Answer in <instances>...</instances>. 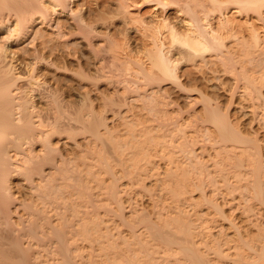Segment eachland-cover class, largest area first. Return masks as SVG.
I'll return each mask as SVG.
<instances>
[{"label": "bare ground", "instance_id": "bare-ground-1", "mask_svg": "<svg viewBox=\"0 0 264 264\" xmlns=\"http://www.w3.org/2000/svg\"><path fill=\"white\" fill-rule=\"evenodd\" d=\"M152 1L155 3L154 8L156 10L161 9L163 12L166 13L163 21L164 22L163 26L167 29L169 33L168 37H166L164 32H162L161 30L162 26L158 27L157 25L154 24L150 25L149 22H145L146 20H144L145 17L143 18L142 16L143 14L140 15V7L142 6L143 3H139L135 0H100L97 3L99 5L97 9L91 8L87 4V1L85 0V2H81L83 8L81 7V9L79 10L73 8L72 3H75V0H0V255L1 254L4 256L7 255V257L8 256L19 257L22 260H18V262L22 261L21 263L25 264L27 263V261L26 262L23 261L24 260L23 256L25 255L24 248L28 247L27 245L28 243L30 244L34 242L33 244L36 243L37 247L39 246L38 248H40V250H44L43 252L45 253L47 252L46 254L59 255V256L55 255V257H58V260H56L58 264H82V260H78L81 261L80 263L76 259L78 254L82 253L79 250L80 248L79 243L81 241L80 240L81 238L84 239L83 237H88L89 239L93 238L95 239V241L101 243L107 242L106 245L107 248H105L104 246L105 253H103L104 256L107 255V257L105 256L107 258L105 259L107 260L105 262L106 264H257V262H255L256 261L255 259H254L255 261H253V257H256L257 259V256H258L257 260L259 261V256L261 254H259L258 251H256V244H255L256 242L255 243L253 242L252 244L250 240L247 241L245 239L243 240L240 239L242 240L241 242L242 247L244 244L245 248L247 247L248 248L247 250L250 252L249 253H247L248 251H245L246 253L242 252L241 249L242 247H240L239 244L238 247H236V248L240 247L236 255L230 254L231 252H229L228 254L223 253L224 247H222V249L220 247L223 246L220 244L224 242L223 238L220 241L216 238L217 239L215 240L217 241L216 243L212 242L213 240L212 241L210 240L212 242L211 245L208 244L209 243L208 239H206L208 243L206 241L205 243L203 240L206 246L204 245L202 247L201 245L200 247L199 245L202 243L196 241L197 239L196 237H194V233H192L194 232L192 231L191 228L192 225L189 224L190 223L189 221L185 220L187 219L184 218L186 216H184V213L183 215H181L182 211L180 212L179 209H178L179 212L176 211L175 213H173L175 211L174 210L173 212L170 211L169 214H167V212L165 211L167 215L163 213L164 210L160 209L161 211L160 210L158 211L156 209L157 212L155 213H157L156 214L157 218L155 217L156 218L155 220L152 218V216H148L147 214L142 213V214H138V216L135 217L137 218V220L134 219L133 221L132 219L130 221L129 219L122 217L124 216L123 213L119 212L118 215L122 217L124 224L128 226V228L131 230L130 232H132L131 235L133 236V238H131L133 240L131 239L128 240L129 237L125 238V240L122 238L121 241L122 240L124 241V245L122 244L123 242L119 243L118 241L120 239L117 238L118 239L117 240L114 237L115 234L112 233L110 229H108L107 231L102 229L103 218L100 219L98 215L99 212H96L95 207H98V205L95 202V198H93L94 195L92 194L93 192L91 193L89 190L90 188H92V186L89 184L90 188L88 189L89 185L88 183L85 182L87 180H85L84 179L85 177H83L84 167L82 166L86 167L87 164L88 167L90 166L93 167L94 165L93 163H97L98 160H100L98 161L99 164L100 163L103 165L105 164V166L102 167V169L107 171V173L113 171L112 168L110 167V163H109L110 161L108 162L106 159L107 158L106 154L108 150H110V148L107 150L108 145L104 144L107 140L103 139L102 134L100 133L101 126H107L106 119L104 121L102 116L101 118L96 117V115L94 116L93 114L95 112L92 114L91 113L92 109L90 110L91 112L89 110H87V112L86 111L84 112V110L82 109H84L85 106L82 107L84 103L82 102L83 104H81L80 100L74 103L72 101H71L72 103H70L69 101L67 102V100L65 101L64 100L65 98L61 97L60 96L61 94H59L60 87L58 88L55 86H48L47 88L45 87L46 89L42 92L43 89H41L40 86L39 88L41 90L40 89L39 90L43 94H41V92L37 90V87L41 83L38 78H40L39 70L42 69V67H46L50 70H54L55 72L62 71V69L64 71L67 69L66 71H68V67H67L68 64L67 65L65 64L66 61L64 62L63 65L59 63L60 59L58 62L57 55L60 52L57 51L58 53H56V50L62 51L64 60H67V56H68V54H65L67 50L66 48L71 49V51L74 50L75 51L74 54H76L77 49L75 48L77 44L74 43L76 42V40L73 41L72 39L73 42L70 40L71 36L75 34L74 33L75 31H76L75 35H77V33L78 35L82 33V35H84V37L86 38L84 39L86 41L88 40L89 41L88 43H90L91 47H93V45H96L94 44L95 42L94 43L92 42L93 41L92 39H94L95 37L94 34L96 35V31H99V29L102 28H108L109 30L113 28L115 29L117 28L115 21H111L113 20L112 18L109 21L108 19L107 20L105 19L106 17L102 16L103 13H111L112 17L113 15L116 16V19L117 17L122 18L123 22L127 25L126 28L124 26L126 31H129L131 28H134L132 26H128V24L131 23L132 21H138V23H142L141 27H137V30L142 31V33L144 34V38L146 36L147 38L145 39H148L151 45L150 47H147L146 59H137V58L129 59L130 63L128 67L132 66L130 64L133 63L137 67L128 68L130 70L128 71L129 73L126 74H128L127 76L129 77L124 78L126 82L127 81L129 82L127 83L128 85L126 84L128 87L125 86L127 90H129L127 92L129 93L135 92V94L137 93L139 99L141 97L144 100L145 106L149 111H152V113L154 112L157 116L159 112H162L163 107L160 106L161 104L159 100H162L163 99L162 97L163 96L165 97L166 95V90H164L166 87L163 88L164 84L172 83V85L174 84V86H176L178 89H182L181 91H183V89L184 90L187 89L185 85L186 83L189 82L185 83L183 80L184 79L183 76L186 75L187 73L183 72L184 74L182 73L180 74L179 71L180 70L179 67L183 64V62L186 63L191 61V64H194V66L196 65L200 69L202 67L206 68L210 64H214L215 66H217L216 64H221L224 68V69L221 68L222 71H224V73H228V74L231 73L232 75L234 74L237 77V78L235 77L237 82L240 83L242 82L241 84H243L244 87V95L247 98V100L250 101V102L247 101L248 103H250L248 107L254 112L253 114L256 113V115L257 114L261 115V117L257 116V118L259 117L262 120L264 127V39L262 37L263 35L261 34L262 36H260V30L256 26V24L253 21H249L250 19L248 20L246 18L247 23L245 25L246 26L248 25L247 27H249L248 29H250V35L246 36L243 33L244 29L242 30L244 25L241 24L239 25V22L237 24L235 22L236 21L235 18H233L232 17L233 15L231 14V13L236 14L237 17L241 15L243 17L245 15L246 17H250V18H252L251 16L254 15L256 19L260 21V23L262 24L261 27L263 28L264 31V0H152ZM170 10H173L171 12L176 13L177 16L180 15L179 22L181 21L182 24H184L183 25L184 27L178 22L172 21L171 18L172 16H170L169 14L171 13L169 12ZM95 12L99 14V17L92 19L91 14L93 13L95 14ZM60 13L62 15L67 14L71 17L70 22H72L74 25V28L71 26L73 30H75L74 32L72 30L68 31L69 28L67 30L65 22H62V20L60 19L58 20L56 18L57 17L56 15ZM236 15L234 16L236 17ZM153 22L155 21L153 20ZM41 25L43 26L45 25L48 29L51 30L50 31L51 33H45L43 29H40ZM91 34L93 36H91ZM110 34L112 35V33ZM167 38H169V42H167L168 41ZM229 38L231 39V41L232 40L233 41L232 42H230V40L228 41ZM25 41L29 42L30 48L28 49L24 48L26 49L24 51L25 53L23 52L24 57H22L21 54L20 57L17 56V53L16 55H14L15 52L14 53L10 52L9 48L12 43L19 44L20 42H25ZM110 41L112 43V40ZM229 42L230 44H228ZM113 44L115 43L113 42ZM94 50L97 49L95 48ZM100 50L98 49L96 51L97 55ZM79 54L76 55L78 56ZM71 56H69V58ZM77 56L75 57L76 60H77ZM59 58L62 59L61 56ZM80 60L81 59L77 60V62L83 68ZM209 69H210V73L211 71L213 72L214 78L219 79V75L217 73V70H219L218 67L217 69L215 67L214 68L211 67ZM75 70L74 73L79 74L75 72ZM72 72L73 71H71L70 73ZM81 73L82 71L80 72V75ZM80 75H75V76H79L80 78H82V75L81 76ZM84 77L86 76L84 75L83 78ZM237 82H236V86H239ZM195 84L197 85V83ZM201 91L202 90H200V93H202ZM37 92L38 94H40L39 96L46 99L45 105L47 103L46 105L47 108L46 106H44L46 108V109L44 108V110L40 109L41 107L39 105H36L38 103H36L35 101L36 98L34 97L37 94ZM37 96L38 95H36V97ZM202 96H205L204 93L202 94ZM207 100L208 101L205 100L204 102L205 113L210 115V116L208 115L210 121L212 120L213 122L217 123L216 128H218L219 136H220L219 137L220 139L217 140L219 145H221L219 147L222 148L223 145L225 148L227 143L230 142L233 143V145L235 144V146L237 145V148H239L238 146H240V148L243 146L242 149L244 150H241L243 152V155H245L244 152L247 150V153L245 152L247 154L246 157L236 155L235 161L231 164L233 165V167L236 169L237 172H239L238 170L242 171L243 167H245V169L248 172L249 171H251V173L253 172V175L249 174L252 176L251 177L252 180H250V182L248 183L246 181L245 182L243 181L245 184L247 183L246 185L244 184L245 187L247 188L246 190L245 187L243 188L240 187L243 183L242 181H240L242 182L241 184L238 183L239 185L236 183L238 185L237 188L238 189L239 187L242 188V192L244 193L245 191L250 190L249 187H252L256 194L254 195V197L257 196L258 198H260V200L263 202L262 204H264V156H263L264 151L262 150V145L258 141H255L253 139H251L250 141V138L248 139L246 137L247 138L246 139L244 138L245 136L242 137L240 135L242 133L238 132L237 129H234V127L232 128L231 124L230 125L228 124L230 122H228L227 119H226L227 121L224 119L226 115L223 118L219 116L218 111L220 107H216L215 104L212 105L211 98L210 101L208 98ZM109 104L112 105V102H109ZM37 106H39L40 108ZM90 108L91 107L89 106V109ZM223 113H227V112L224 111ZM106 130L108 131V129ZM83 132H85V134L87 132L89 135H92L91 137H88L89 135L86 134V136L88 137L86 143L88 145L87 146L88 148H86V146L84 148V145H82L83 141L82 142L80 141L82 143L81 144L77 140V137H79L80 135L82 136V134H84ZM56 137L65 138L66 140V141L64 140L65 142L73 141L71 142L74 143L72 145H74L75 148L78 149V152L83 153L84 157L82 156V154H80L82 157H79L78 156L79 154L77 152H76V154H78L77 156L74 155L72 157L71 155V157H69L70 156L69 154L68 157L65 156L64 152H62V149H59V145H56L55 142H53L55 140L54 138ZM151 137L152 140L155 139V137L153 136ZM99 140L101 141L103 140L104 142V143L102 142L103 144L102 146L99 145L101 148H99L98 146ZM183 143L177 144V146L180 147L181 150L188 153L193 151L194 148L190 149L188 146H185ZM215 143H217V141ZM91 145L95 146V148L93 146L92 154H91V149H89L90 147L92 148ZM111 145L110 147H112ZM74 146L72 147L74 148ZM97 146L100 150V153L99 150L96 149ZM123 146L121 144L120 149ZM185 147H188L189 149ZM227 149L229 151L231 150L229 148ZM96 150H97L96 155L97 156L99 154L100 155L98 156L99 158H97L98 160L95 157V160H93L92 163L90 162L91 161L90 159H87V157L88 155L91 154L90 156L93 159L94 158L93 155ZM137 150H139V148ZM86 151L89 153L87 154ZM105 151L106 154H103L105 153ZM184 155L186 154L184 153ZM191 156L193 157V155ZM233 158L234 157H232V159ZM195 160H196L195 163H193L194 161L192 162L190 161L188 165H184L179 168L177 167V169L171 168V170H168V172H166L165 170L166 177L164 176L163 178H166L165 181L167 179L170 181V182L166 181L167 182L166 184H168V187H170L167 188L169 190L171 189L170 190L171 193L173 194L176 193V195L178 196L177 193L179 192L177 190L178 188L175 187L172 188V184L173 186H175L174 183L177 184L178 186L176 185V187H179L180 184L183 185L184 183L183 181L185 180V177L189 179L188 176L192 172L211 175L212 172L209 170L210 168L208 169L209 164L208 165L206 164L207 163L206 161L208 159L204 161L206 163H204L202 160L198 162L197 159ZM78 161H82L81 163L83 164L86 161H89L90 164L92 163V165H90L89 162L88 163L86 162L85 165L80 164L81 165L80 167ZM248 163L250 165L249 167H247L248 165H246ZM231 164L229 162V165ZM92 167H90V169L88 170H86L87 168L85 169L86 171H88L87 173L89 172L94 173L93 171L94 167L93 168ZM211 168H214V166L212 167L211 165ZM215 168L217 169V166ZM234 168L232 169L234 170ZM102 169H100V171H102ZM135 170L139 172V168H136ZM178 171L181 172L183 175L181 173L179 174ZM97 172L98 170L95 171V173ZM113 172L111 174H113ZM234 174H236V172ZM99 175H94V176L98 177ZM94 176L92 181L99 180L96 179L97 177L95 178ZM211 176L210 178L212 182L214 180H215L214 182H216L217 180L215 178L216 176L215 175H214L215 177L213 175ZM15 177L23 178L24 183L27 184V187L29 189L28 190L30 193L29 197H31L29 199L31 201L30 200L26 201L25 198L21 200V198L17 197V195L15 194L14 189L12 190L13 188L12 178ZM212 178L215 179L213 180ZM235 178L237 177L235 176ZM239 178H241L240 173H239ZM97 183L99 184L98 181ZM231 184H229V186H231ZM236 184L234 188L235 190H237ZM229 186L226 187L229 188ZM233 187L234 186H231L230 189H232ZM180 188H182V186L179 187V189ZM182 189L183 191L185 190V184L183 185ZM253 190L252 193L254 192ZM239 191L241 192V189H239ZM112 192H113L112 195H114L116 190L114 189ZM84 199L86 200V202L83 201ZM83 202L87 204L91 202L90 205L92 204L91 206L93 207L91 208L93 210H88L89 208H87V210L81 209V207L84 206L82 205L84 204ZM105 204L108 205V203ZM175 209L177 210V208ZM249 209H247V211ZM20 210L22 211L21 213ZM109 210L112 209L109 208ZM81 211L85 213V216L84 215L81 216L83 214ZM148 214L150 215V213ZM260 222L261 221H259V224ZM140 225H142V227L144 226L145 232L142 231L143 229L140 230ZM118 227L119 226H117V230H119ZM261 227H264V225ZM225 240L227 242L228 239ZM226 242H224L223 244H225ZM238 243L236 242L235 245ZM212 244L214 247L212 246ZM262 246H261L262 248L257 247L259 251L261 250L264 251V244H262ZM135 247L136 248L138 247L139 250L137 251ZM95 248H92L94 249L93 251H95ZM202 248L203 250H201ZM204 249L205 250L208 249V250L204 252ZM209 249L210 252H208ZM212 251L215 253V255L213 256L217 255V258L215 260L216 262L213 261V259L211 260L210 258L211 256H209L211 255L210 253L213 254ZM253 252L258 253L259 255L257 254L256 256V253L254 255ZM229 254L230 256L234 255V257H230ZM227 257L229 258V261ZM250 257L252 258L253 262L248 261ZM94 262L95 261L91 260L89 263L87 262V264H96ZM84 263L85 262H83V264Z\"/></svg>", "mask_w": 264, "mask_h": 264}, {"label": "rangeland", "instance_id": "rangeland-1", "mask_svg": "<svg viewBox=\"0 0 264 264\" xmlns=\"http://www.w3.org/2000/svg\"><path fill=\"white\" fill-rule=\"evenodd\" d=\"M86 1H87V4L91 8L97 9L99 6L97 3L100 0H86ZM135 1H137L139 3H143L142 6L140 7V15L143 14L142 16H143V18L145 17V19H144V20H146L145 22H149L150 25L151 24L157 25L158 27L162 26V28H161L162 32H164L165 36L168 37L169 33H168L167 29L163 26V23H164L163 21H164V17L166 15V13L163 12L161 9L156 10L154 8L155 3L152 0H149V1L148 0H135ZM81 2H85V0L84 1L83 0H80V1L75 0V3H72L73 8L74 9L76 8L77 10L81 9V7H82ZM171 11H173V10H170L169 12H171ZM174 12H175V10H174ZM230 13H229V16H230ZM169 14H170V16H172L171 17L172 21L178 22L182 26L184 25V24H182L181 21L179 22L180 15L177 16V14L173 13V12H171ZM231 14L233 15L232 17L235 18L236 21L235 20L234 21L237 24L239 22V25L240 24L244 25L243 28L241 27L242 30L244 29V32L243 31H241V32H243L246 36L250 35V29H248L249 28V27H247L248 25L246 26L245 24L247 23V19L248 20L250 19L249 21H253L256 24V26L259 28L260 36L263 35L262 37L264 39V31H263V28L261 27L262 24L260 23V21H258L256 19V17L254 15H252L251 16L252 18H250V17H246L245 15L243 17H242V15L237 17L236 14H233V13H231ZM234 15H236V17ZM56 16L55 17L58 20L60 19V20H62V22H65L67 30L69 28L68 31H70V30H72L73 32L75 31V30H73L74 25L72 22H70L71 17L69 15H67V14L62 15L60 13V14H57ZM91 16H92L91 17L92 19H95V18L99 17V14L97 12H95V14L93 13V14H91ZM102 16L106 17L105 19L106 20L108 19L109 21L112 18L113 20H111V21H115L117 28L116 29L113 28L111 30H109L108 28H102V29H99V31L101 33L99 31H96V35L94 34L95 37H94V39H92L93 40L92 42L93 43L95 42L94 44H96V45H93V47H91L90 43H88L89 42L88 40L87 41L85 40L86 38L84 37V35H82V33L81 34L79 33L80 35H78V33H77V35H75L76 34V31H75L74 32L75 34L73 36H71L70 40L71 41H72V39H73V41L76 40V42H74V43H76L79 47L78 48L76 45V48H75V49H77L76 54H79L81 52L78 55L79 57L80 56L81 57L79 58L76 54H74V52H75L74 50L71 51V49L66 48L67 50H66L65 54H68V56H67V60H64L62 51L56 50V53H58L57 51H59L61 53V54L58 53V55H57L58 62L60 59L59 63L63 65L64 62L66 61L65 64L66 65L68 64L67 65L68 71H66L67 69L65 71L62 69V71L55 72L54 70H50L46 67H42L43 70L42 69L39 70L40 78H38L41 83H40V85L38 84L39 86L37 85L38 86L37 90L39 92H41L40 91L41 89H43L42 90V92H43L48 86H55L58 88L60 87L59 88V94H61L60 95L61 97L65 98V99L63 98L65 101L67 100V102L69 101L70 103H72V102L74 103V102L80 100L81 104H83V103L86 104V105L83 104V106H82V107L85 106L84 109H82V110H84V112L85 111L87 112V110L90 111L92 109L91 110L92 112L91 111L90 112L92 114L95 112L93 114L94 116L96 115V117H100V118L102 116L104 121L106 119L107 126H101V132L100 131L99 132L102 134L103 139H106L107 141L104 143L103 140L102 141L99 140L101 142L98 141V146L99 145L102 146L103 145L102 142H103L104 144L108 145L107 150L110 148V150H108L107 154H106V151L103 154H106V156H107L106 159L108 162L110 161L109 162L110 167L112 168V170L114 172L111 171V172L107 173V171L102 169V167H104L105 164L103 165L100 163L101 164L100 165L98 163V161H100L97 159V158H99L98 156L100 155L99 154L100 153L99 148H101L100 146H99V148H98V146L96 148L99 150L98 156L96 155L97 150L94 152V155H93L94 158L93 159L90 156L93 153L92 150H93L94 145L93 146L91 145L92 148L89 146L90 147L89 149H91V154L88 155V157L86 156L87 159L91 160V161L89 160L90 162L95 160V157H96V159L98 160V161L96 160L97 163H93V162L92 163L94 164L93 165V167L95 169V170L93 169L94 173L96 170H98V172H99V173L97 172L98 174L97 173L94 174L93 172H92L93 174L90 172L87 173L88 171H86V170H88V169H90V167H92V166H90V167L87 166L86 162L88 163L89 161H86V162L84 161L85 162L84 164L81 163L82 161H78L79 165L80 164L81 165L86 164V167L82 166V167H84V169H83L84 170V173H83L84 176L83 177H85L84 179L87 180L85 182L88 183V185L90 184L92 186V188H90V185H89L88 189L90 188L89 189L90 192L91 193L93 192L92 193V194H94L93 198H95V202L98 205V207H95L96 212H99L98 215H99L100 219L103 218L102 219L103 220L102 229H104L106 231L108 229H110V231L115 234L114 237L116 239L117 238L120 239L118 242L119 243L123 242L122 244L124 245V241L123 240L121 241V239L123 238L125 240V238L129 237L128 238V240H129V239L133 238V236L131 235L132 234V232H130L131 230L128 228V226H126L124 224L122 217L129 219L130 221L133 219V221H134V219L137 220V218H135V217H137L138 214L143 213V214H147L148 216H152V218L155 220L157 218L156 217L157 213H155V212H157L156 209L158 211L160 209L164 210V212L163 211L162 212L165 213V215L169 214L170 211L173 212L175 210L173 212V213H175L176 211L179 212V210H180V212L182 211L181 215H183V213H184V216H186V217H184V216L183 217L187 218L185 220L189 221L190 222L189 224L192 225L191 228H192V231H194L192 233H194V237H196V239H197L196 241L197 242L199 241L200 243H202V244L198 243V244H200L199 245L200 247H201V245H202V247L205 245V243L207 242L206 239L209 240V243L208 242L207 243L210 245L212 242L216 243L217 241H215V240H217V239L220 241L223 238L224 242H226L225 239H228L227 240L228 243L227 242L225 244H223L224 242L220 243L221 245H223L220 247H221V249H222V247H224L223 248L224 254H226V253L228 254L229 252H231L230 254L236 255L239 248L242 247V245H241L242 240L243 239H245L247 241L250 240L252 244H253V242L254 243L256 242L255 243L256 244V251H258V253L261 254L259 256V261H258L257 260L258 259V256H257L258 253L253 252L254 255L256 253V256H257V259H256V257H253V261L256 260L255 262H257V264H264V251L261 249H260L261 251H259V249L257 248V247L262 248L263 247L262 244H264V238H261V237H264L263 236L264 227H261L264 225V204H262L263 202L260 200V198H258L257 196L254 197V195H256V194H255V191L253 190L252 187H249V188H250V190L252 188V190L254 191L253 193H252V190L251 191L250 190L245 191L247 189L245 187V185L248 182H250V180H252L251 175H253V172L252 173H251V171L248 172L245 169V167H243L244 169L242 168V171L238 170L239 172H237L236 169L231 164L235 161L236 155L246 157L247 156V154H246L247 150L245 151L246 153L244 152L245 155H243V152L241 151V150H244V149H242L243 146L241 148H240V146H238L239 148H237V145L235 146V144L233 145V143H230V142L227 143L225 148L223 145H222V148L219 147L221 145H219V143H218L220 136H219L218 128H216L217 123L213 122L212 120L210 121V119L208 117L209 114L205 113V106H204L205 100L208 101L207 100V98H208L210 101V98H211L212 105L215 104L216 107H220L219 111H218L219 116L223 118L226 115L224 117V119L225 120L227 119L228 122H230L228 124L229 125L231 124L232 128L234 127V129H237L238 132H241L242 134H240V135L242 137L245 136L244 138H246V137L248 139L250 138V141H251V139L258 141L262 145V150L264 151V146H263L264 145V127H263L262 120L259 117H258L259 119L257 118V116L261 117V115H258V114L256 115V113L253 114L254 112L248 107V105L250 104L248 102H250V101H248L244 95V87H243V84H241L242 82L241 83L237 82V80H236L237 77L234 74L232 75L231 73L230 74L224 73V71H222V69H221V68H223V66L221 64H216L217 66H215L214 64H210L208 66L209 68L215 67L216 69L218 67V69H219V70H217V73L219 75V79H218V78H214L213 72L211 71V73H210V69L208 67H206V68L202 67L201 68L202 70L204 68V70L202 71L196 65L194 66V64H191V61L186 62V63L183 62L182 65L180 64L181 66L179 67V69H180L179 71H180V74L181 73L182 74L187 73L186 74L187 76L186 75H184L185 77L183 76L184 82L185 83L189 82V83H186V85H185L187 87V89L186 90L183 89V91H181L182 89H178L176 86H174V84L172 85V83L164 84L163 88L166 87L164 89V90H166V95H165V97L161 96L163 99L160 97L162 100H159L160 104H161L160 106L163 107V109H162L163 113L162 112L158 113V116L160 114V116H159L160 118H159L154 112L152 113V111H149L146 108L144 100L141 97L139 99V96L137 93L135 94V92H130V93L127 92L129 90H127L126 87H128L127 83H129V82L128 81L126 82L124 79L126 77H129V76H127L128 74H126V73H129L128 71L130 69H128V68H130V67L136 68L137 67L134 63L130 64L132 66L128 67V65L130 63L129 59L130 58L131 59H133V58L134 59H136V58L137 59H146L147 58V55H146L147 54V47L151 46L148 39H145L147 37L145 36V38H144V34L142 33V31L137 30V27L142 26V23H138V21H132L131 23L128 24V26H132L134 28H131L129 31H126L125 28L127 27V25L123 22L121 17H117V19H116V16L113 15V17H112L111 13H103ZM153 20L155 22H153ZM42 26L43 25L40 26V29H43L45 31V33H51L50 32L51 30L48 29L45 25L43 27ZM124 26H125V28H124ZM98 32H99V34H98ZM110 33H112V35ZM97 35H99V36H97ZM91 36H93V35L91 34ZM108 36L111 38H109ZM91 38H93V37H91ZM110 40H112V43ZM167 40H168L167 42H169V38H167ZM229 40H230V42L233 41V40L231 41L230 38L228 39V41ZM27 42L26 41L20 42L19 44L18 43H16V44L12 43L13 45L11 44L10 48H9L10 52H12V53L15 52L14 55H16V53H17V56H20V54H21V56L24 57V53H25L24 51L26 49L30 48L29 42H28V44H27ZM113 42L115 44H113ZM230 42L228 44H230ZM110 45H113V46H110ZM94 47L97 50L101 49L99 51L100 54L98 52V55H97V53H96L97 50H94L95 49ZM24 48H26V49H24ZM101 52H102V54H101ZM71 53H72V56H71ZM59 55L62 57V59L59 58L60 57ZM69 56H71V57L69 58ZM76 56H77V60L81 59L80 61L82 63L83 68L81 67V65L78 64L77 60L75 59ZM101 59H102V61H101ZM127 61H128V64H127ZM111 64H112V66H111ZM218 65H220V66H218ZM118 66H120V67H118ZM80 67L82 68V70ZM77 68H78L79 72L77 71ZM69 70H70V72L71 71H73V72L70 73ZM74 70H75V72H77L79 74L74 73ZM81 71H82V73H81L82 78L84 75L86 76L83 79L80 78L79 76H75V75H80ZM220 71H222V72H220ZM80 79H82V80H80ZM236 82L239 86H236ZM195 83H197V85ZM200 90H202L201 91L202 93H200ZM188 91L191 93H189ZM242 91H243V94H242ZM42 92H41V94H43ZM127 93H128V95H127ZM188 93L191 95H189ZM203 93L205 96H202ZM36 95H38V96L36 97ZM36 95L34 97V98H36L35 99L36 103H38L36 105H39L41 108L39 106H37V107L44 110V108H45L44 106L47 105V103L45 105L46 99L39 96L40 94H38V92ZM120 99H122V100H120ZM108 101L112 102V105L109 104ZM106 102H108V103H106ZM217 102L219 105L217 104ZM106 104L108 107L106 106ZM165 105H167L168 107ZM89 106L91 107L90 109H89ZM46 108H47V106H46ZM85 108H86V110H85ZM224 111L227 113H223ZM260 120H261V122H260ZM106 129H108V131ZM83 133L85 134V132H83ZM84 134H82V136L80 135L79 137H77V140L79 142L83 141L82 142L83 144L81 142L80 143L82 145H84V148H85V146H86V148H88L87 147L88 145L86 143H87L88 137H91L92 135H89L86 132V134L89 135L87 137L86 134L85 135ZM109 134H111V135H109ZM151 136L155 137V139L153 138L154 140H152ZM108 137L109 138L111 137V138L109 139ZM258 138H259V140H258ZM54 139H53L54 140L53 142H55L56 145H59V149H62V152H64L65 156L68 157L70 155L69 157H71V155H72V157H73L74 155L77 156L78 154H79L78 155L79 157L83 156V153L78 152V149L75 148L74 145H72V144H74V143H71L73 141L65 142L66 141L65 138H58V137H56ZM84 140H85V142H84ZM167 140H169V141H167ZM216 141H217V143H215ZM107 143H110V144H107ZM182 143L185 146H188L190 149L194 148L193 151L191 150L194 154L192 152L188 153V152L181 150L180 147L177 146V144H182ZM92 144H94V143H92ZM96 144H97V142H96ZM121 144H122V146L125 144H127V145H125L126 147L123 146L120 149ZM110 145L112 147H110ZM175 145H176V148H175ZM72 146H74V148ZM153 146H154V148H153ZM137 147L139 148V150H137L138 149ZM188 147H185V148L189 149ZM94 148H95V146H94ZM117 148H118V151H117ZM227 148H229L231 150L229 151ZM234 148H235V150H234ZM119 149H120V151H119ZM238 149H240V150H238ZM132 150H134V151H132ZM194 150H195V152H194ZM170 151H171V153H170ZM76 152L78 154H76ZM86 153L88 154L89 152L86 151ZM184 153L186 155H184ZM80 154H82V156ZM187 154H188V156H187ZM147 155H148V157H147ZM189 155H190V157H189ZM191 155H193V157ZM128 156H130V157H128ZM224 156H225V158H224ZM230 156H231V158H230ZM263 156H264V153H263ZM163 157H165V158H163ZM232 157H234L233 158L234 160L232 159ZM172 158H174V159H172ZM138 159H140V160H138ZM190 159H192V160H190ZM195 159H197V162L200 160H202L204 162L208 159L206 161L207 163L206 162H204V163H206L207 165L209 164L208 169L210 168L209 170L212 172V173L210 172L211 175L216 176V177L214 176L217 179L216 182H214L215 178L214 179L212 178L214 180L212 182V180L210 178V176H211L210 174H208V175H210V176H208L207 174H204V173L199 174L198 172H192L191 173L192 175L189 174V176H188V174H187L189 179L185 177V180L183 181L184 182L183 185L185 184V190L183 191V189H182L183 185L180 184L179 187L182 186V188H180L181 189V192H180L179 187H176L177 184L174 183L175 186H173V184H172V188H174V187L178 188L177 189L179 191V192H177L178 196L176 195V193H174V194L171 193V191H170L171 189L170 190L168 189L170 187H168V184H166L167 183L166 181H168V182H170V181L168 179L165 181L166 178H163L166 175V172H168V170H171V168L177 169V167L179 168V167H182L184 165H188L190 161L191 162L194 161L193 163H195L196 162ZM228 159H230V160H228ZM79 160H81V159H79ZM183 160H186V161H183ZM215 160H216V162H215ZM128 161L130 164L128 163ZM172 161H173V163H172ZM90 162H89V164H90ZM133 162L135 163V166H134ZM168 162H170V163H168ZM229 162L231 165H229ZM92 163L90 165H92ZM227 163H228V165H227ZM217 164L219 165V167ZM81 165H80V167H81ZM211 165H212V167L214 166V168L217 166V169L211 168ZM246 165H248L247 167L250 166L249 163ZM222 167H224V168H222ZM130 168H132V169H130ZM136 168H139V172L137 171L138 169L135 170ZM232 168H234V170ZM100 169H102V171H100ZM127 169H129V170H127ZM165 170H166V172H165ZM220 170L223 172H221ZM224 170H226V171H224ZM228 170H230V171H228ZM243 171H245V172H243ZM112 172H113V174H111ZM136 172H138V173H136ZM219 172H221V173H219ZM235 172H236V174H234ZM241 172H242V174H241ZM180 173L181 172H179V174ZM239 173H240L241 178H239ZM249 174H251V175H249ZM94 175H99V176L97 177ZM136 175H138V176H136ZM198 175H200V176H198ZM204 175H207L208 177L204 176ZM234 175L237 178H235ZM244 175H246L247 177ZM93 176L95 178L97 177L96 179H99V180L95 179L96 181H92ZM134 176H136V177H134ZM228 176H229V178H228ZM89 177H90V179H89ZM101 178H102V180H101ZM97 181L99 182V184L97 183ZM228 181H229V183H228ZM240 181H242V182L246 181L247 183L245 184L244 182L242 183ZM95 182L97 185L95 184ZM162 182H164V183H162ZM12 183H13L12 184V187H13L12 190L14 189V192L17 195V197H20L21 200H23L24 198L26 199V201L30 200L29 198H31V197H29V194H30L28 191L29 189L27 187V184L24 183V180L22 177L21 178L20 177L19 178L18 177L12 178ZM231 183H233L234 185ZM236 183L237 184L242 183V185L240 187H242V188L245 187L244 191L246 193L245 192L243 193L242 188L239 187V189H241V192H242L241 193L239 191V189L237 188V186L239 184L237 185ZM189 184H191V185H189ZM217 184H219V185H217ZM229 184H231V186H234V187L232 189H230L231 186H229ZM235 184H236L237 190L234 189ZM226 186H229V188ZM91 189H92V191H91ZM114 189L116 190V192L114 195H112V193H113L112 191ZM227 190L228 191H230V190L234 191L235 190V191L234 192H232V191L228 192ZM229 193H231V194H229ZM174 196H177V197H174ZM85 199L83 201L86 202L88 197L86 200ZM85 202H83L84 204H82V205H84V206L86 205V206L85 207L82 206L81 209L87 210V208H89L88 210H93L91 208V207H93V206H91L92 204L90 205L91 202L88 203L89 205ZM105 203H108V205ZM246 204H248V205H246ZM245 205L248 208H246ZM165 206H167V207H165ZM109 208L112 210H109ZM175 208H177V210ZM243 209H245L246 211ZM247 209H249V210L247 211ZM83 211H81V212L83 213ZM165 211L167 212V214ZM21 212L22 211L20 210V213ZM119 212H122L124 216L121 217L120 215H118ZM148 213H150V215ZM83 215L85 216V213H83L81 216H83ZM251 216L253 219L251 218ZM259 221H261L260 224H259ZM259 225H261V226H259ZM117 226H119L118 227L119 230H117ZM260 229H262V230H260ZM140 230L144 231L145 230L144 226L142 227V225H140ZM244 235L245 236L247 235V236L245 237ZM83 238L84 239H82V238L80 239L81 241L79 240L80 241L79 250L82 253H80L81 255L78 254V256L76 257L77 261L82 260V264H83V262H85L84 264H87V262L89 263L92 260V261H95L94 263H96V264L97 263L98 264H106L105 262L107 260H105V259H107L106 258L107 255H105L106 256L105 257L103 253H105L104 250H105V248H107V246H106L107 242L101 243V242L95 241V239H93V238H90V239L88 237H83ZM240 239H242V240H240ZM257 239H259V240H257ZM90 240H92V241H90ZM131 240H133V239H131ZM203 240H204V242L205 241L206 242L204 243ZM210 240L211 241L213 240V241L211 242ZM91 242H93V243H91ZM236 242L237 243L239 242L238 244H236L237 246L235 245ZM33 243H30V244L26 243L28 245V247H26L27 249L24 248L26 256L25 255L23 256L24 257L23 261H25V262L27 261V263H25V264H58V262L56 261V260H58V257H55V255H57V254H46L47 252L46 253L43 252L44 250H40V248H38L39 246L37 247V244L36 243L33 244ZM213 244H212V246H213ZM82 245H83V247H82ZM91 245H92V247H91ZM238 245L240 247L236 248V247H238ZM104 246H105V248H104ZM229 246H231V247H229ZM92 248H95V251H93L94 249H92ZM207 248H208V246H207ZM135 249H137V251L139 250L138 247L137 248L135 247ZM241 249H242V252L248 251L247 250L248 248L247 247L245 248L244 244H243V247ZM29 250H30V252H29ZM37 250L41 251V252H38ZM89 250H91L92 252ZM201 250H203V248ZM206 250H208V249H206ZM206 250L204 249V252H206ZM208 252H210V249ZM249 252L250 251H248L247 253H249ZM210 254L211 255H209V256H211L210 257L211 260L213 259V261H215L217 258V255L213 256V255H215L214 252H213V254L212 253H210ZM230 254H229V256H230ZM234 255H231L230 257H234ZM57 256H59V255H57ZM52 257H55V258H52ZM228 257H227V259L229 261L230 257L229 258ZM250 258L248 261L253 262L252 258L251 259ZM29 259H30V261H29ZM59 259H60V257H59ZM13 260H14V262H13ZM18 260H22V259H20L19 257H10V256L7 257V255L6 256H4L2 254L0 255V264H9V263L10 264H18L20 262V261L18 262ZM54 260L56 261V263ZM21 262L19 264H22ZM78 262L81 263V261H78Z\"/></svg>", "mask_w": 264, "mask_h": 264}]
</instances>
